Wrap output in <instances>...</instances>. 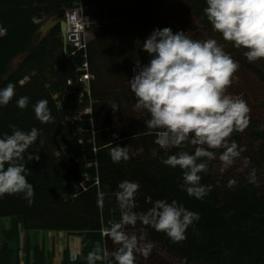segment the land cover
Returning <instances> with one entry per match:
<instances>
[{
    "label": "trees",
    "instance_id": "16d2710c",
    "mask_svg": "<svg viewBox=\"0 0 264 264\" xmlns=\"http://www.w3.org/2000/svg\"><path fill=\"white\" fill-rule=\"evenodd\" d=\"M32 1L0 0V24L7 29L6 35L0 37V48L6 49L0 51L2 56L0 72L3 71L6 61L17 54L29 38L28 32L10 28L11 14L15 16L19 13L22 17L25 15L24 9L29 8L28 10L37 15L51 14V16L59 17L66 13L65 11L69 7L80 6L78 0H34L35 5L30 7ZM160 2V0H153L151 13L154 16L157 11L165 10V8L159 7ZM13 6L14 9H12ZM17 6L20 9L15 10ZM206 7V0H188L186 21L197 28H212L203 11ZM7 11H10V16L4 14ZM17 26L21 27V25ZM120 31H124L126 36H130L129 34L134 32V24L116 21L107 26L101 24L94 26L96 38L105 40L104 43L89 47L91 61L98 65L97 73L99 75H102L101 70L103 68L98 60L100 55L103 57L102 49L105 50L109 47L115 33ZM54 37L57 41L62 40L59 24L53 27L50 35L39 47L32 48L23 65L17 70L18 75L13 73L8 79L18 83L21 82L20 79L23 76L38 71L40 76V82L36 85L38 89L54 99L56 104L60 103V107L57 104L56 110L61 115L63 114L62 121L68 126L69 134H73L72 138L65 133L62 139L63 142L67 143L66 150L73 151L75 157L70 159L66 169L64 168L65 165L60 168V171L53 178V183H59L71 195H76L71 198L74 203L71 199L65 202L67 207L64 209L75 207L71 213L79 216V218L74 221L73 225L59 223L60 214H58V210L60 208H58L51 217L42 215V223L33 226L26 220L27 214L32 209L26 207L28 202L23 198V194L5 195L6 198H2L0 201V206L5 207V211L0 213V218L6 220V226L2 231V239L0 240V264H22L23 261L25 264H53L52 260L56 255L54 233L59 231L69 233L75 231L78 235L85 237L78 259L74 264H87L85 257L93 250L97 241H100L103 247L105 245L109 247L111 253L115 251L113 245L108 244V240L111 239L102 235V229L114 220L120 221L121 211L118 206H112L109 202H106L105 208L101 209L98 205L97 193L115 195L118 184L124 180L140 185L135 197V207L132 209L137 213L146 212L156 200L171 202L175 199L189 211L200 216L199 221H195L187 229V239L181 243H173L165 233L157 232L139 221L135 227L125 226L124 231H136L139 238L144 239V242L142 239V243L150 242L154 245L151 253H155L159 257V264L165 263L163 260H168L171 264H180L182 261L186 264L200 261H204L206 264H264V190L261 191L255 183L249 182L241 185L238 189L225 191L223 187L226 181L213 177V163L221 164L216 159L209 165L207 173L200 174L202 176L201 184L210 188L208 194L202 200L189 196L186 191L179 187L183 182L182 170L179 167L171 168L161 163V157L165 156V151L154 143L155 135L150 134L146 128L145 121L150 118L146 111L131 121H125L121 117L120 121L123 126L120 133L112 129L114 111L108 105L107 99L117 102L120 105L119 110H121L123 105L125 106L131 99L135 98L130 87L122 91L120 95L116 94L113 97L112 86L119 79L115 76L112 81H107L99 91L94 90L93 93L90 92L89 94L86 91L87 87L80 81L81 76L86 72L78 70V65L83 60L81 54L72 57L69 55V51L67 52L68 57L56 61L57 55L51 52L49 48V42L51 39L54 40ZM116 43L118 44V42ZM118 45L125 47L126 43L120 42ZM61 51L64 52L63 45ZM120 54L110 55L117 64L115 66L117 67L116 72H121L124 67L129 65L135 68L137 60L142 64L147 63H143L138 57H134V60L129 59L121 51ZM92 56H95V60L92 59ZM104 59L103 62H105ZM240 65L252 70L255 75L264 80L262 70L253 63L244 61ZM88 73L93 75L90 70ZM129 73L134 72L130 70ZM50 75L54 77L53 80L49 79ZM4 87L6 86H2V88ZM26 93L25 87L16 86L17 98L13 101H17ZM71 98L75 99V104L79 108L73 110L74 104ZM12 106L18 115H22L18 106L15 104ZM88 107L89 110H87ZM70 109L73 112L67 114ZM4 112H6V108L0 109V117L9 123L0 119V138L3 137L4 133L11 134L12 129L9 127L11 124L23 131H30L31 128L36 127L40 130V136L29 150H32L34 155L38 154L37 150L43 152L44 155L47 148L48 132L34 122L6 119L5 115L10 114L11 116V113ZM70 117H77V121H69L68 118ZM77 124H81L86 129L84 135L76 133L75 125ZM258 125L259 120L250 119L247 128L252 129L251 132L255 134L252 135L254 138H264V131L260 130ZM92 129L95 130L94 136H91L94 146L88 140L81 143L80 139H85L84 137L89 133L88 130L91 131ZM118 134L119 138H117ZM41 139L44 140L43 145L40 144ZM241 139V133L234 132L229 141H235L240 146ZM117 145L120 147L128 146L130 155L132 153L137 154L133 155L127 162L121 161L119 164H115L112 162L109 153L111 148ZM141 149L142 151H139ZM183 150L191 154L194 148L189 145ZM178 151L180 149L172 148L168 150L167 154H176ZM152 152H155L153 157L150 156ZM82 155L87 156L89 161L96 159L98 168L89 167L87 162L81 160L84 157ZM40 157L44 158L45 155ZM24 163L28 169L27 180L33 185L35 191L44 180L40 177L43 167L35 159L27 160L26 154ZM257 166L258 168L262 167L259 164ZM32 171L34 172L32 173ZM80 182L83 183V186L75 187V183ZM7 196L17 197L19 201L15 203V206L10 205L7 203ZM45 200H49V198L45 196ZM45 200L43 199L42 203L36 201L32 205L37 206L43 213L46 210ZM33 229L49 232L46 235L42 233L41 244L34 242L30 236L29 232ZM142 229L147 232H143ZM48 235L51 238L50 244L45 241V237ZM70 253H72V249L68 245L63 252V264H73L69 259ZM110 258L111 254H109L108 259ZM97 264L105 263L98 261Z\"/></svg>",
    "mask_w": 264,
    "mask_h": 264
},
{
    "label": "clouds",
    "instance_id": "9594fccd",
    "mask_svg": "<svg viewBox=\"0 0 264 264\" xmlns=\"http://www.w3.org/2000/svg\"><path fill=\"white\" fill-rule=\"evenodd\" d=\"M206 4L203 10L206 18L224 41L236 49H246L243 55L249 63L264 59V0H206ZM141 47L151 59L148 64L137 60L134 75L128 80L135 96L134 110L149 114L146 128L155 135L154 143L165 151L161 163L182 170L180 189L202 200L210 188L201 184L200 174L207 173L209 162L217 159L216 150L223 149L219 155L222 172L244 151L235 141H229L234 132L243 133L250 124L251 109L247 102L228 92L240 68L239 62L216 39H192L183 31L173 33L167 27L155 29ZM14 95L13 83L0 89V106H7ZM28 104L27 96L17 100L20 109H26ZM108 105L114 112L120 109L115 101H109ZM34 112L43 124L55 122L47 99L39 100L34 105ZM9 127L11 134L4 133L0 138V198L23 194L31 206L35 193L27 180L24 160L25 153L40 136V130L33 127L23 131L16 125ZM40 144H44L43 139ZM189 145L194 148L191 154L183 150ZM172 148L180 151L168 155ZM136 154L130 155L128 146L118 145L109 153L115 164L127 162ZM33 159L38 161L40 156L29 152L27 160ZM248 179L251 183L256 182L255 169L251 170ZM234 183L229 180L228 187ZM139 187L138 183L129 180L118 184L115 196L121 219L102 229V235L118 246L111 253L108 264H135L136 254L148 258L153 250L152 243H142L143 238L127 233L125 226L135 227L139 221L165 233L173 243H181L187 239V229L200 219L199 214L189 211L175 199L171 202L156 200L146 212L133 211ZM97 196L98 205L102 207L104 193L98 192ZM108 257V252L97 241L85 259L87 264H97ZM69 259L74 264L78 253H70Z\"/></svg>",
    "mask_w": 264,
    "mask_h": 264
},
{
    "label": "rangeland",
    "instance_id": "374dc122",
    "mask_svg": "<svg viewBox=\"0 0 264 264\" xmlns=\"http://www.w3.org/2000/svg\"><path fill=\"white\" fill-rule=\"evenodd\" d=\"M79 5L83 7V11L85 12V26H89L88 33L86 29L87 39H89V47L90 45H97L100 43H104V39L96 38V34L94 32V26L97 25H110L112 22H120V23H133L134 24V32L129 34L130 36H126V33L118 32L115 33L112 42L109 44V47L102 49L103 57L99 56V61L102 64V75L97 73L98 65L93 64L91 61V54H89V47H88V71L93 74L90 76L89 83L84 84L86 90L93 93L94 90L99 91L107 81H112L115 76L119 79L114 83L115 85L112 86L113 97L118 94L120 95L122 91L129 87L128 80H130L134 73L130 74L129 71L133 70L134 67L126 66L122 69L121 72H116L117 64L112 56L110 55H121L125 53V55L129 59H133L134 57H138L143 63H149L151 57L148 53L144 52L141 45L142 43L149 37V35L157 28H171L173 33L178 31L185 32L188 36L192 39L197 40H206L209 38L216 39L218 43L224 45V49L227 53H229L234 60L240 63L247 61L246 57L243 55V52L246 49H236L232 46L230 42L224 41L222 35L218 32H215L213 28H197L193 25L189 24L186 21L187 16V9H188V0H160L159 7L165 8V10L161 9L156 12L154 16L151 13L153 0H78ZM34 0L29 5L34 6ZM72 7H69V10ZM8 9V8H7ZM14 9V6L12 7ZM20 9L18 6L15 8ZM29 8L24 9L25 15L22 17L19 13L13 16L11 14L10 18V28H17L23 32L29 33V38L27 42L20 48L17 54H14L10 57L6 63L3 71L0 72V89L2 86H7L9 83H13L16 86L25 87L27 89V93L25 96L29 97V104L26 109H19L22 112V115H18L17 112L14 111L12 105L17 106V101H13L16 99V94L14 95L12 101L7 106H0V109L6 108V112H10V114H6V119L11 118L12 121H27L29 123L39 124L43 127V129L48 132L47 134V148L44 152L45 157L37 161L43 167V172L40 173V177L44 178L41 185L34 191V202L39 201L40 203L45 200V196L49 198V200H45L46 210L42 213L41 210L37 206L31 205L26 207H31V212L27 214L26 220L30 225L38 226L42 223V215L51 217L55 211L58 210V214H60V222L65 223L66 225H73L79 216L72 214L71 212L75 210V207L70 209H64L67 207L65 202L70 201L71 198H74L76 195H71L66 189L60 186L59 183H53V178L55 175L60 171V168L70 163V159H74L75 155L73 151H67V143L63 142V135L66 133L68 135L70 130L64 121H62L63 114L61 115L59 111L56 110L57 104L60 107V103L56 104V101L46 95L44 92L38 89L36 85L40 82V76L38 71H33L25 76L22 77L21 82H11L9 80L10 75L17 74V70L23 65L24 60L28 57L31 53L32 48L39 47L41 43L50 35L54 26L60 25V22L53 27L48 25L52 24L53 21H56L51 14L45 15H37L32 13V11L28 10ZM68 9H66L67 13ZM66 13L65 17H66ZM10 16V11L5 12ZM64 14L60 15L58 18L61 21L64 19ZM66 20V19H65ZM98 23V24H97ZM21 25L18 27L17 25ZM27 24V25H26ZM0 32L4 33V30L0 27ZM68 34V27L66 28V35ZM62 38V36H61ZM120 42H125L126 46L122 47L118 45ZM62 45L64 47V52L62 53ZM112 45V46H111ZM49 48L51 52H54L57 57L55 60L62 59L63 57H68L69 55L74 57L78 54H81L82 59L84 60L83 52L79 51L77 54H71V48L68 44L64 45L63 38L61 41H57L54 37V40L51 39L49 42ZM100 49V48H98ZM6 49L0 48V51H5ZM70 51V52H69ZM69 52V55L68 53ZM95 56H92L94 59ZM105 62H103V59ZM2 60V56L0 54V62ZM82 60V61H83ZM95 60V59H94ZM147 60V61H146ZM81 61V62H82ZM253 64L259 67L262 70L264 75V59L253 62ZM79 67V66H78ZM79 70V68H78ZM80 71V70H79ZM134 72V71H133ZM106 75V76H105ZM49 79H54L50 75ZM126 83V84H124ZM112 85V84H111ZM37 87V88H36ZM228 92L233 96H238L244 99L249 108L251 109L250 112V119L259 120V129L264 131V80L255 75L252 70H248L246 67L241 66L237 73L235 74V78L233 80L232 85L229 87ZM93 96V95H92ZM94 97V96H93ZM42 99H47L49 103V108L51 109L52 116L57 119L54 123L43 124L39 120L36 119L35 112H34V105ZM72 103L74 106L72 107L73 110L79 108L77 104H75V99L71 98ZM111 101V99H107V102ZM135 98L131 99L123 108L119 111L113 112L112 129L120 133L123 123L120 121V118L123 117L125 121H131L137 117L142 112H137L134 110ZM4 112V113H6ZM73 112L71 109L69 113ZM79 115V114H77ZM143 116V115H142ZM0 119L3 122H7L5 119ZM11 124V123H10ZM13 125V124H11ZM251 128H246V130L241 133V143L240 147L244 149L241 153L240 158H238L235 163L229 167L225 171H221V164H215L212 161L209 162V165L213 163V177L223 179L226 181L223 189L225 191H231L234 189H238L241 185L245 183H249V173L252 169L256 170V182L255 184L260 187L261 191L264 190V138H254L252 135H255L251 132ZM50 132V133H49ZM52 132V133H51ZM85 139H80V142H84L88 140V142L93 145V139L91 136H94V133L88 130ZM69 137L73 138V134H69ZM119 138V134L117 135ZM141 139V137H140ZM131 144V142H129ZM63 146V148L61 146ZM90 146V145H88ZM64 149V150H63ZM223 151V149L216 150L217 160L219 161V155ZM33 153L32 150H28L26 152V156L28 153ZM39 156H44L43 152L38 153ZM155 152L150 153V156L153 157ZM85 156V155H82ZM87 157V156H86ZM34 160V159H33ZM95 160V159H93ZM220 162V161H219ZM257 164L261 165V168H258ZM96 170V169H95ZM34 171H32L33 173ZM229 180L235 181L231 188L228 187ZM214 186V184H212ZM6 198V197H4ZM2 201V198H0ZM19 199L13 196H7V203L10 205L18 202ZM72 203L74 200L71 199ZM106 202H109L112 206H118L116 196L115 195H104L103 206L101 209L105 208ZM119 207V206H118ZM5 211L4 206H0V213ZM121 211V210H120ZM11 213V212H10ZM42 213V214H39ZM24 214V213H23ZM115 221V220H114ZM4 222V218H0V224ZM113 222V221H112ZM107 227H110L107 225ZM73 231V230H71ZM143 232H147L145 229H142ZM44 235L49 232L42 231ZM129 234H135L138 239L139 235L136 231L132 230V232L127 231ZM69 235V241L71 243L70 247L72 252L80 253V249L82 247V242L85 239L82 235H78L75 231L74 232H67ZM2 238V229L0 228V239ZM45 241L47 244H50L51 238L50 235L45 237ZM144 242V239H143ZM113 245V249L116 250L118 247L117 245L113 244L112 240H108V244ZM149 243V242H147ZM104 249L111 254L109 247H104ZM62 247L56 251L59 256L62 255ZM61 261V262H60ZM56 261L55 264H63V258ZM159 257L155 253H151L148 258H144L141 254H136L135 264H159ZM165 263L163 264H171L168 260H163ZM22 264H25L23 261ZM180 264H186L182 261ZM191 264H206L204 261H200L198 263H191Z\"/></svg>",
    "mask_w": 264,
    "mask_h": 264
},
{
    "label": "built area",
    "instance_id": "2783aa9c",
    "mask_svg": "<svg viewBox=\"0 0 264 264\" xmlns=\"http://www.w3.org/2000/svg\"><path fill=\"white\" fill-rule=\"evenodd\" d=\"M85 12L83 11V7H73L70 10L68 9L66 13V22H67V27H68V34L66 36V43L70 46L71 48V54L75 55L79 51L83 52L84 60L79 63V70L81 71H86L80 78V81H82L84 84L89 83V79L91 74L88 73V61H87V56H88V47H89V39H87L86 35V29L88 33V28L89 26H85V21H84V16ZM87 91V90H86ZM88 92V91H87ZM90 94V91H89ZM90 108L88 107L87 110ZM69 121L75 122L77 121V117H70L68 118ZM76 128V133L79 135H84L86 133V129L84 126L81 124L75 125ZM95 134V130H91ZM63 148V146H62ZM96 151V148H95ZM87 157L84 156L81 158L82 161L87 162ZM88 166L90 167H95L96 169L98 168V163L97 160L89 161ZM83 186V183H75V187H81ZM112 223V222H111ZM110 223V225H111ZM108 228L104 227L103 229ZM105 264H108V258L103 260Z\"/></svg>",
    "mask_w": 264,
    "mask_h": 264
},
{
    "label": "crops",
    "instance_id": "0c3cea01",
    "mask_svg": "<svg viewBox=\"0 0 264 264\" xmlns=\"http://www.w3.org/2000/svg\"><path fill=\"white\" fill-rule=\"evenodd\" d=\"M52 17H54V19H55L56 21H58V17H56V16H52ZM0 27L4 30V33H1V32H0V37L5 36V35H6V32H7V29H6L5 27H3L1 24H0ZM5 221H6V220L4 219V222H3L2 224H0V228L2 229V231H3V229H4L5 226H6V222H5ZM42 233H43V232H40V231H38V230H36V229H33V230H31V231L29 232V234H30V236L32 237L33 241H34V242H39L40 244H41V241L43 240V239H42V236H43ZM41 235H42V236H41ZM54 237H55L56 251H58V249L62 247V250H63V251H62V255H63V252H64V250L67 248L68 245H69L70 247H72V246H71V243H70V241H69V235L67 234L66 231L55 232V233H54ZM1 239H2V238H1ZM1 239H0V240H1ZM61 258H63V256H59V254L56 253L54 259L52 260L53 264H55V259H56V261H57V260L60 261ZM60 262H61V261H60Z\"/></svg>",
    "mask_w": 264,
    "mask_h": 264
},
{
    "label": "water",
    "instance_id": "95a60500",
    "mask_svg": "<svg viewBox=\"0 0 264 264\" xmlns=\"http://www.w3.org/2000/svg\"><path fill=\"white\" fill-rule=\"evenodd\" d=\"M65 17V16H64ZM57 22L58 21H53L52 22V24H50V25H48V26H50V27H53L54 25H56L57 24ZM66 21H65V18L64 19H62L61 21H60V27H61V36H62V38H63V42H64V45L65 44H67L66 43Z\"/></svg>",
    "mask_w": 264,
    "mask_h": 264
},
{
    "label": "bare ground",
    "instance_id": "6f19581e",
    "mask_svg": "<svg viewBox=\"0 0 264 264\" xmlns=\"http://www.w3.org/2000/svg\"><path fill=\"white\" fill-rule=\"evenodd\" d=\"M66 25H67V22H66ZM66 28H67V26H66Z\"/></svg>",
    "mask_w": 264,
    "mask_h": 264
}]
</instances>
